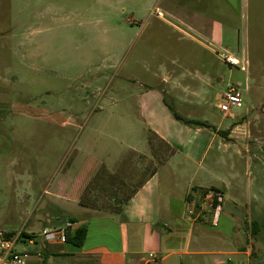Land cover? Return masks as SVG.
Listing matches in <instances>:
<instances>
[{"label":"rangeland","instance_id":"obj_1","mask_svg":"<svg viewBox=\"0 0 264 264\" xmlns=\"http://www.w3.org/2000/svg\"><path fill=\"white\" fill-rule=\"evenodd\" d=\"M211 7L224 26L219 42L183 23L195 25V14ZM218 53L243 59L246 71ZM231 86L242 103L224 116L217 106ZM148 92L162 96L178 124L187 127L173 113L226 132L204 164L219 155L217 174L247 188L264 218V0H0V225L20 228L25 177L35 204L81 155L103 161L90 170L116 174L105 188V176L91 182L86 201L98 211L117 210L152 166L170 183V150L154 137L146 143L140 102ZM161 103H153L158 115ZM128 148L148 150L153 162ZM37 230L22 236L37 241ZM162 256L149 264H176ZM253 263L264 264V254Z\"/></svg>","mask_w":264,"mask_h":264},{"label":"crops","instance_id":"obj_2","mask_svg":"<svg viewBox=\"0 0 264 264\" xmlns=\"http://www.w3.org/2000/svg\"><path fill=\"white\" fill-rule=\"evenodd\" d=\"M215 11L212 7L198 11L194 16L195 25L186 20L183 23L200 40L219 42L224 26ZM157 101L161 103L162 96L148 92L140 102L148 120L146 143L148 145V138L154 135L169 147L170 154L163 166L170 183H163L159 169L152 166V173L145 175L134 187L136 191L130 199L114 213L84 207L94 187L92 180L98 177V181L105 171L90 170L92 161L102 164L103 161L89 155H81L79 167L70 170L76 163L75 157L52 190H44L35 204L31 200L32 178L25 177L24 190L18 195L22 223L19 229L7 231L22 232L29 238L39 230L38 225L41 229H51L65 220H75L86 227L81 246L70 242L45 244L40 238L33 240V244L24 241L23 245L31 248L26 249L31 254L28 264H149L156 261L149 258L150 254L163 255L159 262L173 258L176 264H252L261 260L264 225L260 222L264 218L259 208L254 204L251 209L247 188L233 179L224 181L217 174L219 155L204 164L218 136L207 128L178 124L166 113L162 103L159 115L154 113L153 103ZM128 149L142 153L147 161L153 162L148 150ZM76 152L83 151L77 149ZM232 170L230 167L228 172ZM110 174L116 175L114 171ZM104 183L101 187L109 186L108 181ZM212 188L223 195L216 226L211 224L214 210L207 199ZM257 200L254 202L260 204ZM200 206L204 208V217L196 221L190 219L187 211Z\"/></svg>","mask_w":264,"mask_h":264},{"label":"built area","instance_id":"obj_3","mask_svg":"<svg viewBox=\"0 0 264 264\" xmlns=\"http://www.w3.org/2000/svg\"><path fill=\"white\" fill-rule=\"evenodd\" d=\"M152 15L157 18H162V13L155 9ZM223 62L230 66L238 68L240 71H246V61L239 59L227 53H218ZM237 86H231L229 90L224 95L222 101L218 104L217 108L223 113L224 116L230 115L233 109H237L241 106L242 95ZM210 206L214 210V215L211 220V224L216 226L217 219L216 216L220 210V203L223 200V195L220 191L209 190L208 198ZM188 216L192 220H198L203 218L205 215L203 206H200L197 210L191 208L187 211ZM80 224L75 220H65L59 226L51 229L43 228L40 232V240L44 243H60L66 244L67 238L75 233ZM26 241L29 244H33L32 239H27L22 236V232H12L0 228V264H28V260L31 254L28 251H19L16 249L17 242ZM40 257V255H37ZM150 259H156L153 254L149 255Z\"/></svg>","mask_w":264,"mask_h":264},{"label":"trees","instance_id":"obj_4","mask_svg":"<svg viewBox=\"0 0 264 264\" xmlns=\"http://www.w3.org/2000/svg\"><path fill=\"white\" fill-rule=\"evenodd\" d=\"M173 116L176 120H178L179 122H181L184 125L190 126V127H200V128H207L210 129L212 132H214L217 136L223 137L225 138L226 136V132H221L219 130H216L214 127L208 125L205 121H201V120H191V119H184L180 116H178L177 114L173 113ZM156 138L154 135H150L149 138ZM166 148L169 149L168 146L165 145ZM170 150V149H169ZM170 154V153H169ZM152 173V172H150ZM102 176H105V179L103 180V183H101V185L105 184V180L110 182L112 181V175L109 174L108 172L104 171ZM141 183V182H140ZM139 183V184H140ZM136 191V188H133L131 192H129L126 197L121 201L119 207L117 210H112L111 212H118L119 208L121 206L122 203L128 201L131 197V195H133V193ZM84 207L87 208H95L94 206H92L91 204L88 203V201L85 202ZM86 237V227L85 226H79L77 228V230L75 231V233L71 236H69L67 238V241L70 242L71 244L75 245V246H81L84 242V239Z\"/></svg>","mask_w":264,"mask_h":264}]
</instances>
